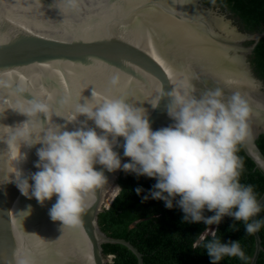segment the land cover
I'll return each mask as SVG.
<instances>
[{"label": "water", "instance_id": "obj_1", "mask_svg": "<svg viewBox=\"0 0 264 264\" xmlns=\"http://www.w3.org/2000/svg\"><path fill=\"white\" fill-rule=\"evenodd\" d=\"M260 38L264 31L245 29L231 11L204 0H78L75 8L67 0H0V137L8 131L4 126L27 119L11 108L26 106L32 96L50 95L51 121L68 131L86 120L80 115L66 121L76 103L91 105L104 97L144 108L155 131L174 123L167 115L169 97L152 107L162 90L183 88L199 96L220 88L225 102L237 92L247 101L248 136L240 146L264 174V154L256 144L264 134V79L250 60ZM116 74L120 85L112 87ZM40 120L45 122L43 115ZM34 128L39 133L35 120ZM123 143L118 138L120 146L113 148L121 165L129 161ZM39 147L22 145L25 158L17 165L0 142V264H109L113 256L103 253L104 243L126 246L144 264L130 241L107 235L98 223L118 192L121 169L94 165L107 184L85 198L80 223L62 228L49 216L55 196L40 205L17 187V167L21 179L38 171ZM258 201L263 204L264 190ZM253 238L248 264L256 263L262 249L258 231Z\"/></svg>", "mask_w": 264, "mask_h": 264}, {"label": "clouds", "instance_id": "obj_2", "mask_svg": "<svg viewBox=\"0 0 264 264\" xmlns=\"http://www.w3.org/2000/svg\"><path fill=\"white\" fill-rule=\"evenodd\" d=\"M67 4L75 8L78 0H67ZM110 84L120 85L119 74L111 77ZM164 96L170 99L167 115L174 123L155 131L146 110L126 103L124 98L104 97L91 105L76 103L71 119L66 121L74 123L80 115L86 120L73 131L66 130V125L52 123L50 95L32 96L26 100V106L11 108L27 119L14 128L4 126L8 131L0 142L7 145L5 152L18 165L25 158L20 151L22 145H41L36 150L38 161L34 165L38 171L21 179V172L16 169L14 176L21 194L35 198L40 205L55 196L50 219L61 222L62 228L75 226L85 210V198L107 184L104 172L94 168L98 164L108 172L122 169L155 179L144 199L162 200L168 209L173 208L175 201L185 222L218 225L228 216L242 222L247 234L257 232L262 221L253 217L264 204L258 201L253 185L240 183L244 164L237 155L238 146L248 136L247 101L237 92L225 102L220 88L199 96L194 90L172 88L167 93L162 90L152 107H157ZM41 115L45 118L43 124ZM34 120L40 125L39 133ZM118 138H123V155L129 158L123 165L113 151L114 146H120ZM141 191L137 188V195ZM205 210L214 215L206 217ZM30 212L29 206L25 213ZM210 228L213 239L204 248L211 264H219L225 256L244 257L238 241L221 243L215 237V226Z\"/></svg>", "mask_w": 264, "mask_h": 264}, {"label": "trees", "instance_id": "obj_3", "mask_svg": "<svg viewBox=\"0 0 264 264\" xmlns=\"http://www.w3.org/2000/svg\"><path fill=\"white\" fill-rule=\"evenodd\" d=\"M204 1L221 4L239 18L245 29L264 31V0ZM250 60L256 73L264 79V38L257 42ZM256 144L264 154V134L259 135ZM237 155L244 164L240 183L253 185L258 199L264 190V174L245 155L240 145ZM117 182L118 192L108 207L98 214V223L107 235L130 241L141 252L144 264H211L204 248V244L213 239L214 232L205 233L211 226H215V237L221 243L238 241L245 254L242 259L225 256L219 264L249 263L254 251V238L253 234L245 232L242 222L225 216L218 225L188 223L183 220L184 214L176 207L175 201L173 208L168 209L162 200L144 199L156 183L155 179L121 169ZM137 188L142 189L140 195L136 193ZM204 215L207 217L214 213L205 210ZM256 220L262 221L258 230L262 249L255 264H264V207ZM102 248L105 255L113 256L109 264H137L136 256L122 244L104 243Z\"/></svg>", "mask_w": 264, "mask_h": 264}, {"label": "rangeland", "instance_id": "obj_4", "mask_svg": "<svg viewBox=\"0 0 264 264\" xmlns=\"http://www.w3.org/2000/svg\"><path fill=\"white\" fill-rule=\"evenodd\" d=\"M213 228H209V230L206 231V233H212Z\"/></svg>", "mask_w": 264, "mask_h": 264}]
</instances>
